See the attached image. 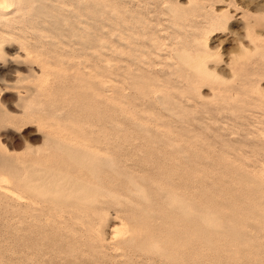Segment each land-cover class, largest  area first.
<instances>
[{"label": "rangeland", "instance_id": "rangeland-1", "mask_svg": "<svg viewBox=\"0 0 264 264\" xmlns=\"http://www.w3.org/2000/svg\"><path fill=\"white\" fill-rule=\"evenodd\" d=\"M5 10L0 13V264H43L37 249L18 245V212L36 211L25 209V200L16 202L11 163L29 155H98L101 161L94 163L101 167L107 155L104 160L114 162L112 169L106 164L109 171L148 176L141 180L153 175L154 183L170 177L180 212L175 213L176 264H264L262 234L243 245L224 234L221 219L218 229L200 219L205 203L227 202L223 197L240 177V161L248 159L264 172V0H10ZM181 51L180 56L200 58L201 63L193 60L194 71L201 65L205 76L182 68ZM155 173L164 177L156 179ZM103 205L112 210L100 212L110 236L122 214L116 216L114 204ZM188 208L192 214L184 216ZM113 242H100L93 257L90 250L88 259L75 262L166 263L128 250L126 255Z\"/></svg>", "mask_w": 264, "mask_h": 264}, {"label": "bare ground", "instance_id": "bare-ground-1", "mask_svg": "<svg viewBox=\"0 0 264 264\" xmlns=\"http://www.w3.org/2000/svg\"><path fill=\"white\" fill-rule=\"evenodd\" d=\"M16 2L17 1H15V3ZM8 5H10V0H0V13H7L8 10H5V8ZM180 54H182V51L179 52L178 57L180 56ZM187 56L188 55L183 54L179 58L182 63L181 66L183 65L185 67L184 68L182 66V68H184L185 70L188 67L190 69L193 68V70L191 71H193L195 77H200H197L196 74L201 75L200 73L204 72L201 71L204 67L202 68L200 65V70H198V67H196V70L198 71H194L195 67H193L195 61L197 63H201L198 62L200 61V58H198L197 61L193 57H191L192 61L194 60V63H192L190 67L184 62L185 58L190 57V55L189 57ZM190 74L191 72H189L188 76L191 78ZM194 75H192V78ZM205 78H209V76L206 75L204 79ZM147 83H149V81ZM146 91H148L147 88ZM143 92L145 93V91ZM144 93L140 92L139 94ZM147 93L149 94V92ZM121 156L127 158L126 156L128 155ZM105 157H107V155H105ZM105 157L103 158L105 164H103L106 165L107 163H109L107 165H110V162L105 161L107 160V158H109V156L107 158ZM115 157L117 156L115 155ZM1 158L2 157H0V159ZM96 158H98V155H29L26 158L19 157L18 160L13 163V165L11 161H8L9 163H11L13 173L10 174H13L12 179H14L15 187L18 191V193L14 192L15 198L17 200L15 201L21 202L25 200V209L36 211V214H32L31 211L27 213L28 215H26L25 213L24 215L26 216L22 214L23 210H20V212H18L17 235L19 236V244H17L22 248L24 247L26 251L30 249H37L38 251H36L38 252V258L41 259L43 264H62L64 261L65 263L66 261L72 263L77 259L81 260V258H84L85 261V259H88L85 257H89L91 253V257H93V249L95 250L98 247H101L100 244L104 241L106 242L108 238H113V245L120 247V249L122 248L123 250H125V252L128 250L133 255L146 257L147 260H155V258L157 259V257H159V261L160 258H163L161 260H164L167 264H174L176 261V251L180 245L178 244L179 240L177 241L180 236L176 238L177 235H175V226L178 224H176L175 222V220H177L176 216H178V214H175L176 211H178L175 209V206H177V202L175 199L177 189H174L175 187L173 185L175 184H172V182H170V177H164L166 176L165 174H167V172L165 173V171H163L162 173H160L157 170L159 172V175L164 174V178L160 177L159 175H157V177L167 180L165 182L162 180V183L160 182L161 180H155L156 182L154 183V181L152 180L153 175L151 176V178L149 177V180H141L143 176L140 178V176L138 177L136 174L137 178L142 181L141 182L137 178H135V174H122L124 170L120 169L122 173H116L115 168V171L112 172L114 170L113 168V170L111 171V165L114 163H112V157L111 165L109 166L111 167V169L109 168L111 172L105 169L107 165L104 166L103 164H100L103 165L102 167L96 165V162L94 163V159L95 161L97 160ZM100 158L102 159V157ZM97 161L101 160L99 159ZM248 161V159L240 161L241 169L240 171L238 170L241 173L239 174L240 177L236 180L235 187L231 188L230 190L227 189L229 192H226V195L223 197L227 202L220 204V207L218 205H214L213 202L204 204V206L207 207L206 215L215 216L216 218H218L217 220H222L221 223L223 222L222 224H224L223 226L224 228L226 227L227 230H224V234L226 236H229L230 238L233 237L234 239H237V241L239 240L240 244L242 243L243 245L246 244V239H255L258 236L260 237L261 234L262 236H264V172L261 170H257L259 167H257L256 169V166L253 165V162H251V164L247 163ZM6 166L10 167L8 165ZM97 166L101 167V169H98ZM159 166L161 167V164L158 165V168ZM6 169L8 170V168ZM125 171L127 172V170ZM130 171L131 170H129V172ZM133 172L135 171H132L131 173ZM156 173L154 174V177L158 179L156 177ZM145 177L143 179H145ZM154 177L153 179H155ZM150 179L153 182H149ZM144 181L145 183L148 181V184L143 183ZM103 203L109 205L108 208H110V206L114 204V207L112 208L117 214L116 216L118 217L122 214L121 217L123 218L122 219L120 217L121 220L119 221V227L113 229L112 235L110 236L109 233L107 234L105 232L106 229H104V225L107 223L106 220L108 219L105 215H101V213L104 214L105 212L107 214V211L111 210V208L108 210L106 209L107 211H104L105 208L103 207ZM135 205L140 206V210L137 209L138 211H136ZM31 206H35V208ZM105 207L107 208L106 205ZM202 212H204L205 214V211ZM178 213L180 212L178 211ZM31 219L37 220V223L40 222L39 225H36L38 226L36 230H34L35 239H32L34 238V236L32 235L33 232L31 228L33 224ZM25 220H30L27 221L28 224L26 227H24L25 225L22 224V222H24ZM186 226H188L187 223ZM186 226L184 224V227ZM188 227L191 231L192 228L190 229V226ZM188 227H186V229ZM176 228L178 227L176 226ZM181 228H183V224ZM24 231H26L27 234ZM126 231L128 232V235L125 238L124 233ZM22 232L27 235V242L24 245L21 241L22 239H24ZM204 238H207V236H204ZM156 244L160 246L159 251H155L153 249V246ZM17 249L19 251L20 247ZM90 250V254L87 253ZM128 253L126 255H128ZM133 255H131V257ZM146 258H144V260ZM154 260L153 262H155ZM84 261L81 263H85Z\"/></svg>", "mask_w": 264, "mask_h": 264}, {"label": "clouds", "instance_id": "clouds-1", "mask_svg": "<svg viewBox=\"0 0 264 264\" xmlns=\"http://www.w3.org/2000/svg\"><path fill=\"white\" fill-rule=\"evenodd\" d=\"M187 65L191 66V64L193 63V61L191 60V58H185L184 61ZM201 75H205L204 72L200 73ZM178 203V202H177ZM183 211V210H182ZM185 215H191V210L189 209L187 212H184ZM201 222L205 224V226L211 228V229H218L220 227V224L217 220V218L215 216H210V215H201L200 217ZM128 235V232L126 231L124 233V237L126 238ZM160 246L158 244L153 246V249L155 251H159Z\"/></svg>", "mask_w": 264, "mask_h": 264}]
</instances>
